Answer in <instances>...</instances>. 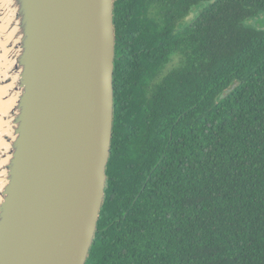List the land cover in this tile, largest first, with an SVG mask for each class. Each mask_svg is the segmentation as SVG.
<instances>
[{
    "label": "trees",
    "instance_id": "1",
    "mask_svg": "<svg viewBox=\"0 0 264 264\" xmlns=\"http://www.w3.org/2000/svg\"><path fill=\"white\" fill-rule=\"evenodd\" d=\"M259 12L114 0L111 155L85 264H264V28L245 24Z\"/></svg>",
    "mask_w": 264,
    "mask_h": 264
},
{
    "label": "water",
    "instance_id": "2",
    "mask_svg": "<svg viewBox=\"0 0 264 264\" xmlns=\"http://www.w3.org/2000/svg\"><path fill=\"white\" fill-rule=\"evenodd\" d=\"M114 0H0V264H85L114 125Z\"/></svg>",
    "mask_w": 264,
    "mask_h": 264
},
{
    "label": "rangeland",
    "instance_id": "3",
    "mask_svg": "<svg viewBox=\"0 0 264 264\" xmlns=\"http://www.w3.org/2000/svg\"><path fill=\"white\" fill-rule=\"evenodd\" d=\"M208 2H203L202 4H198L191 8L189 15L187 18L189 19L190 17L194 16L197 12V10L200 9L201 6L207 4ZM186 19V20H188ZM246 25H252L258 28H264V12H259L256 16H253L245 21Z\"/></svg>",
    "mask_w": 264,
    "mask_h": 264
},
{
    "label": "bare ground",
    "instance_id": "4",
    "mask_svg": "<svg viewBox=\"0 0 264 264\" xmlns=\"http://www.w3.org/2000/svg\"><path fill=\"white\" fill-rule=\"evenodd\" d=\"M0 66H1V62H0ZM0 92H1V88H0Z\"/></svg>",
    "mask_w": 264,
    "mask_h": 264
}]
</instances>
